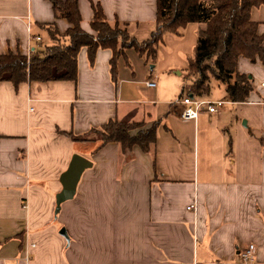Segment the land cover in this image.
<instances>
[{"label":"crops","instance_id":"1","mask_svg":"<svg viewBox=\"0 0 264 264\" xmlns=\"http://www.w3.org/2000/svg\"><path fill=\"white\" fill-rule=\"evenodd\" d=\"M91 2L109 21H156L157 0H79L87 32ZM251 17L264 35V7ZM70 28L51 0H0V55L30 56ZM128 54L116 80L111 51L90 65L83 49L76 82H0V264H240L250 245L264 264V61H238L255 86L247 102L218 86V96L203 99L225 106L183 123L179 99L169 110L140 108L154 103L141 100L140 86L152 80L130 73ZM114 119L159 122L151 152L99 149L88 134ZM75 154L94 166L56 216L60 178Z\"/></svg>","mask_w":264,"mask_h":264},{"label":"trees","instance_id":"2","mask_svg":"<svg viewBox=\"0 0 264 264\" xmlns=\"http://www.w3.org/2000/svg\"><path fill=\"white\" fill-rule=\"evenodd\" d=\"M51 2L57 17L66 19L72 28L63 35L55 30L50 45L30 56L12 52L0 55V82L8 80L16 87L26 82H76L78 57L83 49L87 50L90 65L95 64L98 51H111V73L116 80L117 63L128 50L136 51L141 58L155 59L165 35H181L189 25L202 24L205 29L199 30V43L188 58L190 93L209 96L216 81L226 87L232 102L245 103L255 90L252 77L238 71V61H264V35L259 34V23L251 17L254 8L264 7V0H157L156 29L142 42L132 37L120 20L109 21L100 4L91 2L93 19L91 32H87L82 27L79 0ZM158 127L159 122L146 128L141 122L114 119L91 130L88 136L101 143L99 149L117 143L124 154L134 147L150 153L157 141Z\"/></svg>","mask_w":264,"mask_h":264},{"label":"rangeland","instance_id":"3","mask_svg":"<svg viewBox=\"0 0 264 264\" xmlns=\"http://www.w3.org/2000/svg\"><path fill=\"white\" fill-rule=\"evenodd\" d=\"M123 23L128 28L131 36L141 42L149 39L156 29V24L151 21H126ZM201 29H205V26L191 24L181 32V35H165L155 59L141 58L134 50L127 52V54L129 53L128 60L131 65V68H129L130 73L144 72L158 86L151 90L140 86L142 90L141 100L154 102L153 105L148 107L141 105L140 108H144V112L150 111L151 107L158 108L163 105L169 110L170 105L180 99L187 87L191 86L192 80L187 78L188 58L193 55L194 49L199 43V30ZM119 63L124 66L126 61L122 59ZM212 84L211 98H215L219 94L217 91L225 86L216 81H213ZM187 91L190 93V89ZM160 101L162 102L159 103ZM170 114L175 116V109ZM91 138L97 139L95 135H92ZM128 157H130V153H128ZM26 258L27 261L30 260L28 255H26Z\"/></svg>","mask_w":264,"mask_h":264},{"label":"built area","instance_id":"4","mask_svg":"<svg viewBox=\"0 0 264 264\" xmlns=\"http://www.w3.org/2000/svg\"><path fill=\"white\" fill-rule=\"evenodd\" d=\"M28 31L29 28H28ZM40 40V38H38ZM147 87L154 89L157 87L155 82H147ZM225 101H211L200 98L191 93H187L176 102V105L181 108L179 118L183 123L197 122L201 113L206 111L209 114H216L225 106ZM195 206H191L188 210H195ZM256 247L250 245L247 249L240 253V264H257L256 262Z\"/></svg>","mask_w":264,"mask_h":264},{"label":"water","instance_id":"5","mask_svg":"<svg viewBox=\"0 0 264 264\" xmlns=\"http://www.w3.org/2000/svg\"><path fill=\"white\" fill-rule=\"evenodd\" d=\"M93 166V162L84 156L79 154H75L73 156L68 169L62 174L60 178L62 191L56 196V216L60 213L62 204L75 198L79 183L84 173L87 170L92 169ZM60 234L66 238L67 241L70 240L65 228H62Z\"/></svg>","mask_w":264,"mask_h":264}]
</instances>
